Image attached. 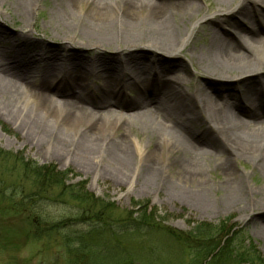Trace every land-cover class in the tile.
I'll return each instance as SVG.
<instances>
[{
  "label": "bare ground",
  "instance_id": "1",
  "mask_svg": "<svg viewBox=\"0 0 264 264\" xmlns=\"http://www.w3.org/2000/svg\"><path fill=\"white\" fill-rule=\"evenodd\" d=\"M11 1L28 20L39 0ZM199 1L213 13H203L198 0H52L63 10L51 15L61 41L30 42L23 35L35 49L14 42L0 54V116L16 125L25 143L93 169L104 165L100 174L115 182L131 183L144 163L146 185L198 187L180 194L206 207L210 171L221 177L222 206L242 204L249 186L235 164L250 163L264 187V0ZM76 8L84 14L76 15ZM228 15L258 28L222 19ZM223 23L236 34L225 32ZM206 24L212 29L202 52L186 51L192 66L199 56L194 64L206 79L190 84L170 72L179 63L171 62L186 54L195 30ZM0 36L18 41L22 34L0 26ZM186 83L188 90L173 89ZM130 86L135 101L127 99ZM169 160L174 182L166 180Z\"/></svg>",
  "mask_w": 264,
  "mask_h": 264
},
{
  "label": "rangeland",
  "instance_id": "2",
  "mask_svg": "<svg viewBox=\"0 0 264 264\" xmlns=\"http://www.w3.org/2000/svg\"><path fill=\"white\" fill-rule=\"evenodd\" d=\"M198 4L203 6L199 0ZM11 5V0H0V26L11 33H21L22 37H19L20 40L16 41L17 39L14 40L10 38L11 36H0L1 55L4 52L3 48L5 49L16 42L22 44L24 41V46L35 49L36 47L31 46L30 42L35 40L43 42L61 41V32L57 29L58 24L51 19L52 11L57 10L59 14L60 10L57 6H54L52 0H39L35 6L29 7L28 11H30L31 16H28V20L19 18ZM255 9L259 10V7L255 5ZM62 11L61 16H63ZM73 11H76L75 13L78 16H82L85 12V10L82 11L77 8ZM178 12H183V10L181 9ZM202 12L212 14L213 10L203 6ZM222 19L241 23L249 31L258 28L255 22H244L243 18L237 15H228ZM181 24L186 30H190V25ZM222 26L225 32L232 35L236 34L233 26L225 23ZM208 29H212V27L206 24L195 30L191 45L186 47L185 52L188 48H191L196 56L201 53L204 45L203 36ZM23 35L29 36L32 41L25 40ZM2 41H7L8 44L6 43L4 47ZM190 54L191 52L178 54L175 57L176 59L171 62L173 64L179 62L175 65L177 68L171 69L170 72L183 77L190 84L195 81L204 82L206 78L203 72L198 70L197 65L194 64L199 56L192 61V66L188 59ZM150 56L147 55L146 58H150ZM0 63L2 64L4 61L1 59ZM181 66H184V68ZM58 77L61 76L58 75ZM140 77H144V75H136L137 79H140ZM187 86L189 84L186 83L182 87L183 89L176 87L173 89L180 92L187 89ZM125 92L129 101H135L137 98L135 87L130 86ZM86 93L88 94V92ZM88 95L85 98H88ZM187 116L191 121V117ZM195 126L194 124V130ZM190 127L193 129L191 125ZM120 132L121 129L117 131V134ZM140 141L142 144L146 143L145 138H140ZM0 150L6 154L1 157L4 159L0 158V183L2 184L0 187V264H71V260L74 259L73 256L69 258L64 250L57 247L58 244L60 245L61 240L49 242L45 239H37L33 231L34 227L31 226V219L33 214H37L36 211H38L47 218V221H58L61 218L64 219L63 217L78 214L80 211H78L77 205L70 202L50 204V202L41 201L37 205L36 202H27L25 197L31 194L33 190L29 187L31 181L24 176L22 177L21 160L39 166H52L59 172L67 173L68 182H66V185L86 187L87 191L100 202L110 203L109 210L104 211L105 219L109 222H112L114 217L120 215L124 217V215L135 213L137 206H141V209H139H144L145 214L153 219L151 226L154 228L148 230L141 229L137 233L135 231H124L104 236L102 234L105 239L99 241L98 246H101V248H105V245L108 247L113 246V253L109 254L105 249L103 255L98 253V256L99 259L102 256L111 257V264H114L116 259L125 257L134 259L133 261L136 264H195L196 262H193L191 253L184 250L182 248L183 244L180 241H175L171 233L181 234L184 238L183 241L190 237L191 242H195L198 235L196 229L201 226L214 228L215 234L217 228L223 231L226 230L229 232L228 237L232 241L234 239L233 249L238 250L243 245L251 244L264 260V210L261 209L264 205V187L259 183L261 179L259 173L252 171L250 163H237L234 165L235 170L247 176L249 187H245L248 191L243 197L242 204L222 206L220 196L223 194V187H218L221 177L217 173L206 171L205 177L210 181L212 187L204 188L207 191L209 202V205L205 207L199 206L190 200L192 196L184 197L180 194L181 189L191 191L196 190L198 187H164L161 184L164 181L155 184L152 182L151 185H146L142 175L144 163L137 165L131 183L127 184L125 181L115 182L111 178L100 174V170L104 168V165L96 166V169H93L87 161L77 158L61 159L54 156L51 148L47 146L38 149L30 143H25L16 125L1 116ZM170 160L163 165L166 167L164 169L166 180L174 182L175 177L171 173L176 170V167ZM205 169H207V166H205ZM20 204H22L23 209H26L25 211L21 212L16 209ZM255 206L259 208L253 209ZM29 207H33V210H30ZM252 216L258 220H253ZM135 217L136 215L132 219ZM74 230L78 229L72 228L68 231L73 232ZM204 238L203 241L205 242H200V245L211 243V240ZM114 252H119V256L115 257L114 254L116 253ZM92 256L95 258L94 255ZM78 259L77 256L76 260ZM87 259L89 261L86 263L93 260L91 257ZM100 261H97V263L107 264L108 262L104 258L103 260L101 258ZM83 263H85V259Z\"/></svg>",
  "mask_w": 264,
  "mask_h": 264
},
{
  "label": "trees",
  "instance_id": "3",
  "mask_svg": "<svg viewBox=\"0 0 264 264\" xmlns=\"http://www.w3.org/2000/svg\"><path fill=\"white\" fill-rule=\"evenodd\" d=\"M5 155L4 151L0 150V158ZM21 162L22 177L24 176L31 181L29 187L33 190L31 194L25 197L27 202H36V205L41 201L50 202V204L70 202L77 205L78 211H80L78 214L63 217L64 219L61 218L58 221H47L46 217L36 211L37 214H33L31 219L35 237L49 242L61 240L60 245L58 244L57 247L64 250L69 258L74 257L71 264H85L89 261L88 257L93 260L86 264H98L97 261L101 262V258L108 261L107 264H111V257L102 256L99 259L98 256V253L103 255L105 249L109 254L113 253V246L108 247L105 245V248L98 246L99 241L105 239L104 235H114L124 231H135L137 233L141 229L148 230L153 227L151 226L153 219L145 214L144 209L140 210L141 206H137L135 213L124 215V217L122 215L114 217L113 220L111 219L112 222H109L105 219L104 211H108L111 204L100 202L87 191L86 187L66 185V182H68L67 173L59 172L52 166H39L35 163L24 162V160H21ZM1 185L0 183V187ZM20 205L16 209L21 212L25 211L26 209H23L22 204ZM29 209L33 210V207H29ZM135 215L136 217L132 219ZM72 228L78 230L68 231ZM214 230L210 226L199 227L196 229L198 235L195 242H191L190 237L183 241L184 238L179 233L177 235H175L176 233L171 234L175 241H180L183 244L182 248L184 250L191 253L193 262H196L195 264H264V260L259 256L253 245H241L242 247L235 250L233 249L234 239L232 241L228 237L229 232L217 228L215 234ZM56 237L58 239H55ZM204 237L211 240V243L200 245V242H205L203 241ZM114 253H116L114 254L115 257L120 254L119 252ZM77 256L79 257L78 260H76ZM84 259L85 263H83ZM133 260L130 257L120 258L116 259L114 264H136ZM68 262L70 261L68 260Z\"/></svg>",
  "mask_w": 264,
  "mask_h": 264
}]
</instances>
